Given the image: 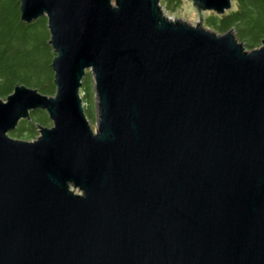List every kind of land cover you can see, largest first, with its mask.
Listing matches in <instances>:
<instances>
[{
	"label": "water",
	"instance_id": "obj_1",
	"mask_svg": "<svg viewBox=\"0 0 264 264\" xmlns=\"http://www.w3.org/2000/svg\"><path fill=\"white\" fill-rule=\"evenodd\" d=\"M188 1L195 26L159 0H19L55 93L0 99V264H264V40L202 26L231 0ZM35 111L51 126L11 138Z\"/></svg>",
	"mask_w": 264,
	"mask_h": 264
},
{
	"label": "trees",
	"instance_id": "obj_2",
	"mask_svg": "<svg viewBox=\"0 0 264 264\" xmlns=\"http://www.w3.org/2000/svg\"><path fill=\"white\" fill-rule=\"evenodd\" d=\"M236 7L216 15H203L202 26L216 34L233 30L238 42L248 51L260 47L264 40V0H234ZM181 0H164L168 10L174 11ZM49 34L44 17L35 22L20 20L19 0H0V99L10 95L17 86L37 90L53 96L55 86L51 63L54 52L48 44ZM79 94L88 121L94 116L93 82L86 71ZM45 112H30L28 120H21L10 137L31 141L38 127H50Z\"/></svg>",
	"mask_w": 264,
	"mask_h": 264
},
{
	"label": "rangeland",
	"instance_id": "obj_3",
	"mask_svg": "<svg viewBox=\"0 0 264 264\" xmlns=\"http://www.w3.org/2000/svg\"><path fill=\"white\" fill-rule=\"evenodd\" d=\"M159 5H160V8H161L163 15L170 18L171 20L179 19V20L186 22L187 24H189L191 26H195L196 23H198V21H199V15L194 10L192 3L188 0H181V3L179 4V6L174 11H170L167 9V7L164 4V0H159ZM235 7H236L235 1L231 0V8L230 9H234ZM204 13H206V12H203L202 14H204ZM203 17L204 16L201 15V19H200L201 22L203 20ZM89 123H90L91 127L94 128L95 115L93 116V119L89 121Z\"/></svg>",
	"mask_w": 264,
	"mask_h": 264
}]
</instances>
